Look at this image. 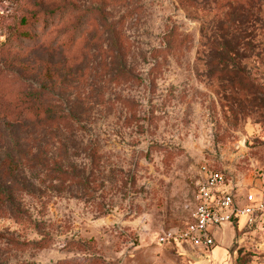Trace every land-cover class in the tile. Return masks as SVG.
I'll return each instance as SVG.
<instances>
[{
  "label": "rangeland",
  "instance_id": "374dc122",
  "mask_svg": "<svg viewBox=\"0 0 264 264\" xmlns=\"http://www.w3.org/2000/svg\"><path fill=\"white\" fill-rule=\"evenodd\" d=\"M226 2L0 0V264H264L242 226L218 228L217 258L153 243L189 221L204 163L264 172L263 111L228 105L219 74L264 87V0Z\"/></svg>",
  "mask_w": 264,
  "mask_h": 264
},
{
  "label": "built area",
  "instance_id": "2783aa9c",
  "mask_svg": "<svg viewBox=\"0 0 264 264\" xmlns=\"http://www.w3.org/2000/svg\"><path fill=\"white\" fill-rule=\"evenodd\" d=\"M195 206L189 221L158 232L159 248L189 247L205 254L215 247L213 232L224 224L264 234V172L250 180L229 175L212 165H201L193 180Z\"/></svg>",
  "mask_w": 264,
  "mask_h": 264
},
{
  "label": "trees",
  "instance_id": "16d2710c",
  "mask_svg": "<svg viewBox=\"0 0 264 264\" xmlns=\"http://www.w3.org/2000/svg\"><path fill=\"white\" fill-rule=\"evenodd\" d=\"M255 0H227L226 7L227 9L233 13V14H240L243 11V8L245 7V10L250 9V6L253 5ZM55 10H50L44 13H38L31 17L29 22L26 23V21L22 22L23 26L20 30L16 33V40H18V45L23 44L24 42L31 43L35 42L39 38V34H37L36 30L39 27L48 28L52 25L53 18L55 17ZM228 17V16H226ZM231 17V16H229ZM67 41L65 43H62V45H66ZM70 44V42L67 43V45ZM219 74L222 76H226L227 80H230V84L223 87L224 92L226 89L229 90L228 95L225 94L224 100L228 103V105L238 104L240 105V98H245L244 101H247V97L250 96V99L248 100L249 103L253 104L254 110L257 111H263L264 116V87L262 84H257L254 82L250 77L246 76L241 70L232 69L230 70H219ZM231 74V77H228V75ZM236 88V91H233ZM257 95H261V99L257 98ZM28 114L21 113L19 115H15L14 119L12 120L14 123H22L24 120L28 118ZM36 120H41V116L38 114L36 116ZM33 118V116L31 117ZM29 120V119H28ZM49 119L46 118L45 121H48Z\"/></svg>",
  "mask_w": 264,
  "mask_h": 264
},
{
  "label": "crops",
  "instance_id": "0c3cea01",
  "mask_svg": "<svg viewBox=\"0 0 264 264\" xmlns=\"http://www.w3.org/2000/svg\"><path fill=\"white\" fill-rule=\"evenodd\" d=\"M218 230H219V229H216V230L213 232V235H214L215 232L218 231ZM213 238H214V237H213ZM214 240H215V239H214ZM215 241H216V240H215ZM215 244H216V242H215ZM174 248H175V247H174ZM215 248H216V245H215V247H214L211 251H212V256H213V257L215 256V258H217V257H216L217 255H216V254L214 255V253H215V252H214V249H215ZM224 252H225V250H224ZM224 252H223V254H224ZM220 256H222V255H220ZM220 256H219V257H220ZM219 257H218V258H219Z\"/></svg>",
  "mask_w": 264,
  "mask_h": 264
}]
</instances>
